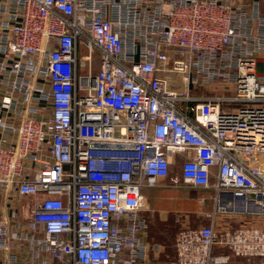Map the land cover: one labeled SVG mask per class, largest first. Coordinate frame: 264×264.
<instances>
[{
  "label": "built area",
  "instance_id": "1",
  "mask_svg": "<svg viewBox=\"0 0 264 264\" xmlns=\"http://www.w3.org/2000/svg\"><path fill=\"white\" fill-rule=\"evenodd\" d=\"M262 6L0 0V127L15 130L1 112L20 121L17 142L0 140V264H152L142 189L171 179L177 155L214 215L264 219ZM168 47L185 59L169 67ZM216 243L264 264V223L243 221L179 232L178 264L227 261Z\"/></svg>",
  "mask_w": 264,
  "mask_h": 264
},
{
  "label": "crops",
  "instance_id": "2",
  "mask_svg": "<svg viewBox=\"0 0 264 264\" xmlns=\"http://www.w3.org/2000/svg\"><path fill=\"white\" fill-rule=\"evenodd\" d=\"M3 89L0 90V97ZM1 115L5 117L6 122L14 127V131H6L0 127V140L4 147L17 142V128L19 119L12 114ZM177 164L183 160V156L177 155ZM178 168V167H177ZM179 169V168H178ZM143 209L146 211V217L149 226L144 234V239L150 248L149 262L152 264H178L177 261V235L182 231H191L197 227L214 224V231L219 235L226 229H233L239 222L261 223V218L239 217L234 215L218 214L214 215V195L212 189L201 187H191L178 180L173 182L171 179L163 181V184L155 187H145L142 189ZM10 206L4 195L0 193V218L7 217L10 212ZM178 223V229L160 226L161 222L169 219ZM254 224V223H253ZM163 233L168 238H163ZM161 240V241H159ZM212 251L214 256H228V260L220 264H238V256L233 255L227 248L214 244ZM232 255V256H230Z\"/></svg>",
  "mask_w": 264,
  "mask_h": 264
},
{
  "label": "rangeland",
  "instance_id": "3",
  "mask_svg": "<svg viewBox=\"0 0 264 264\" xmlns=\"http://www.w3.org/2000/svg\"><path fill=\"white\" fill-rule=\"evenodd\" d=\"M261 12L264 13V6L261 7ZM167 51L170 53V58L168 61V66H171V61L173 59H177V58H184L185 56L180 55L179 53L176 52L174 47H168ZM97 69V57L94 55V70ZM163 77L165 79V83H166V87L168 89H176V90H182L183 89V82L181 81V74L179 72H175V71H168V72H164L163 73ZM202 92V94H214V93H223L226 94L225 88L224 86L221 87H217V86H209L206 88H201V90H199V93ZM233 105V104H231ZM235 106V105H233ZM237 106V104H236ZM178 164L175 165L173 172L171 174V180H173V182H177L178 180L181 181V177H180V173L178 170ZM140 215L142 217H144V219L147 222V225L149 226V221L146 217V211H144L143 213H140ZM256 219L252 220V222L254 224H256L257 222H255ZM262 223H264V220L260 221ZM160 226H168V227H172L175 228L176 230L178 229V223L174 222L173 219H169L167 220L165 223L161 222ZM164 238H168L167 235L165 233H163V238L161 239L162 241L164 240ZM159 240V241H161ZM212 256H214V251H212ZM232 256V255H230ZM238 264H256L257 260L256 259H251V260H247L245 258L239 257L238 258Z\"/></svg>",
  "mask_w": 264,
  "mask_h": 264
}]
</instances>
